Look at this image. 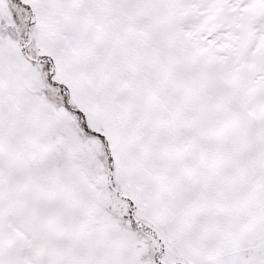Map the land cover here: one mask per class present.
I'll list each match as a JSON object with an SVG mask.
<instances>
[{"label":"snow or ice","instance_id":"1","mask_svg":"<svg viewBox=\"0 0 264 264\" xmlns=\"http://www.w3.org/2000/svg\"><path fill=\"white\" fill-rule=\"evenodd\" d=\"M0 264H264V0H0Z\"/></svg>","mask_w":264,"mask_h":264}]
</instances>
